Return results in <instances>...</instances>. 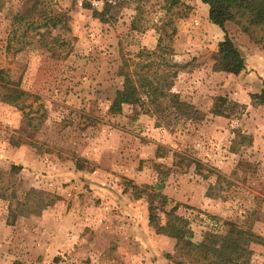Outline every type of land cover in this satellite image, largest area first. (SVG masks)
Masks as SVG:
<instances>
[{
  "label": "rangeland",
  "instance_id": "rangeland-1",
  "mask_svg": "<svg viewBox=\"0 0 264 264\" xmlns=\"http://www.w3.org/2000/svg\"><path fill=\"white\" fill-rule=\"evenodd\" d=\"M163 1L141 5L134 31L130 0H103L101 10L85 0H0V70L30 95L23 110L0 102V177L19 201L32 189L55 200L35 216L10 215L0 198V264H174L175 241L148 224L150 202L160 224L183 220L194 243L232 225L264 239V107L249 98L264 74L212 70L224 32L247 63L264 49L234 23L213 25L200 0H183L192 10L164 44L167 58L189 65L173 91L195 107L192 119L157 126L139 107L114 103L123 59L158 43ZM50 12L64 13L67 29L58 22L42 38L45 28H34ZM54 37L65 45L46 43ZM217 96L243 111L213 116ZM238 264H264V244H246Z\"/></svg>",
  "mask_w": 264,
  "mask_h": 264
},
{
  "label": "trees",
  "instance_id": "trees-1",
  "mask_svg": "<svg viewBox=\"0 0 264 264\" xmlns=\"http://www.w3.org/2000/svg\"><path fill=\"white\" fill-rule=\"evenodd\" d=\"M136 4L137 15L131 23V30L138 31V22L141 14V5L147 0H130ZM208 7V20L223 29L226 22L234 23L250 41L264 49V0H200ZM166 11V19L157 26L159 39L156 47L152 50L143 49L133 56H126L119 67L118 75L122 77V86L114 94V103L139 107L141 114L154 117L157 126L162 123L170 124L185 123L190 121L195 114V107L180 98L173 91L174 82L180 71H185L188 64H180L172 59V50L164 42H171L177 34L176 20L184 19L191 12L192 7L183 0H164L161 7ZM103 20L104 12H93ZM44 20V24L34 29L45 28L44 32H37L40 37L48 35L49 27L54 28L58 22H63L66 28L67 16L51 14ZM67 29V28H66ZM48 44L64 46L65 41L58 37L51 38ZM19 48L18 51H21ZM54 51V49L52 50ZM53 54H55L53 52ZM214 72H223L239 75L245 71V62L239 49L232 39L224 32V38L217 45L214 64ZM15 86L8 88L6 95L1 94L3 86ZM5 70H0V102L10 104L19 110H23L25 102L30 95L24 90L17 88ZM253 106L264 107V86L260 93L250 94ZM239 109L241 114L244 107L226 97L217 96L213 99L211 114L216 117L228 119L234 109ZM31 126V124H28ZM35 126V129H38ZM13 145H19L15 142ZM19 168L13 166L12 171ZM162 190L163 186H155ZM4 186L0 177V198L8 201V211L13 215L18 208L27 210L32 215H39L46 208L55 203L53 198L35 189L24 193L22 200H18L16 192ZM140 190L136 192V198H140ZM154 198L161 201V207L166 203L165 197L156 193ZM157 207L150 202L148 206V224L153 227L156 234L163 235L175 241L174 264H238L240 250L250 241L264 244V239L255 236L250 231L232 225L225 236L212 233L206 234L201 242H192V233L187 224L175 218L173 222L160 224L158 221Z\"/></svg>",
  "mask_w": 264,
  "mask_h": 264
},
{
  "label": "crops",
  "instance_id": "crops-1",
  "mask_svg": "<svg viewBox=\"0 0 264 264\" xmlns=\"http://www.w3.org/2000/svg\"><path fill=\"white\" fill-rule=\"evenodd\" d=\"M263 58H264V55L259 54V55H254L253 58H250V63H247L246 60H244L245 67L249 68V70L252 69V71H253V72H251V75L255 74V72H257V73L259 72V73L264 74V59ZM259 75H261V74H259ZM263 83H264V81H263ZM263 86H264V84H263ZM254 87H257V85L256 86L254 85ZM261 88H262V86L260 84L259 87H257L256 89L255 88L253 90L249 89L250 94L259 93ZM256 139L257 138H255V142H256ZM257 143L260 144V146H261L260 152H263V155H264V139L259 140Z\"/></svg>",
  "mask_w": 264,
  "mask_h": 264
},
{
  "label": "built area",
  "instance_id": "built-area-1",
  "mask_svg": "<svg viewBox=\"0 0 264 264\" xmlns=\"http://www.w3.org/2000/svg\"><path fill=\"white\" fill-rule=\"evenodd\" d=\"M88 1L96 10H101L104 3L103 0H85ZM107 3H112V0H106Z\"/></svg>",
  "mask_w": 264,
  "mask_h": 264
}]
</instances>
